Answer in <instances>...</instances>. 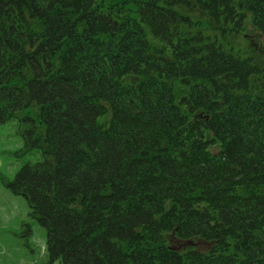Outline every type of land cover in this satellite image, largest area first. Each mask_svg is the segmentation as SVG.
Wrapping results in <instances>:
<instances>
[{
	"label": "trees",
	"instance_id": "trees-1",
	"mask_svg": "<svg viewBox=\"0 0 264 264\" xmlns=\"http://www.w3.org/2000/svg\"><path fill=\"white\" fill-rule=\"evenodd\" d=\"M13 120L42 264H264V0H0Z\"/></svg>",
	"mask_w": 264,
	"mask_h": 264
},
{
	"label": "rangeland",
	"instance_id": "rangeland-1",
	"mask_svg": "<svg viewBox=\"0 0 264 264\" xmlns=\"http://www.w3.org/2000/svg\"><path fill=\"white\" fill-rule=\"evenodd\" d=\"M247 32L251 38H239L241 43L237 48L243 50L244 45L255 48L260 53L263 45L261 37L251 25H248ZM26 128L17 120L0 127V264L47 262L45 231L37 222L29 219L30 207L26 198L16 195L11 188V183L20 170L17 154L24 144L22 134ZM186 244L202 249L208 247L201 241H198L197 245L194 242L182 243Z\"/></svg>",
	"mask_w": 264,
	"mask_h": 264
}]
</instances>
